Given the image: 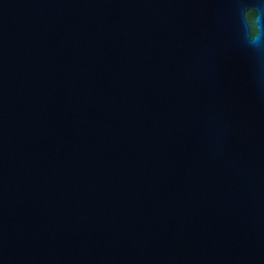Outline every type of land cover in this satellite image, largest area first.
<instances>
[{
  "label": "water",
  "instance_id": "obj_1",
  "mask_svg": "<svg viewBox=\"0 0 264 264\" xmlns=\"http://www.w3.org/2000/svg\"><path fill=\"white\" fill-rule=\"evenodd\" d=\"M0 264H264L233 0H0Z\"/></svg>",
  "mask_w": 264,
  "mask_h": 264
},
{
  "label": "clouds",
  "instance_id": "obj_2",
  "mask_svg": "<svg viewBox=\"0 0 264 264\" xmlns=\"http://www.w3.org/2000/svg\"><path fill=\"white\" fill-rule=\"evenodd\" d=\"M241 41L254 58L264 60V0H233Z\"/></svg>",
  "mask_w": 264,
  "mask_h": 264
}]
</instances>
